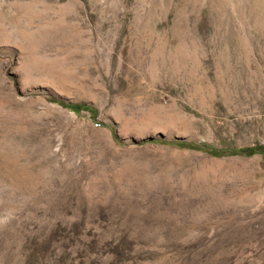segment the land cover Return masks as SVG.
<instances>
[{
    "label": "rangeland",
    "instance_id": "rangeland-1",
    "mask_svg": "<svg viewBox=\"0 0 264 264\" xmlns=\"http://www.w3.org/2000/svg\"><path fill=\"white\" fill-rule=\"evenodd\" d=\"M258 146L264 0H0V264H264Z\"/></svg>",
    "mask_w": 264,
    "mask_h": 264
},
{
    "label": "trees",
    "instance_id": "trees-1",
    "mask_svg": "<svg viewBox=\"0 0 264 264\" xmlns=\"http://www.w3.org/2000/svg\"><path fill=\"white\" fill-rule=\"evenodd\" d=\"M72 109L74 110H81V109H90V107L86 106V105H83V104H75V105H72L70 106ZM258 148H264V146H258ZM258 148H254V147H249V148H246V149H243L242 151H245L246 153L248 154H252L254 153Z\"/></svg>",
    "mask_w": 264,
    "mask_h": 264
}]
</instances>
